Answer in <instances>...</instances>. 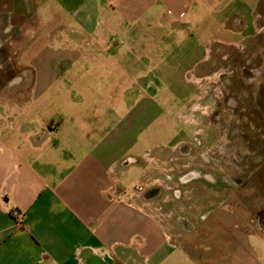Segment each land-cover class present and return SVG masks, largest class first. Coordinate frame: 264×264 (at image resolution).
<instances>
[{
	"label": "crops",
	"instance_id": "1",
	"mask_svg": "<svg viewBox=\"0 0 264 264\" xmlns=\"http://www.w3.org/2000/svg\"><path fill=\"white\" fill-rule=\"evenodd\" d=\"M229 1L57 0V59L43 54L34 71L8 75L14 105L0 106V264H170L174 242L193 227L184 211L201 203L193 192L208 190L200 180L207 166L183 147L189 137L163 153L152 150L161 143L141 144L136 136L154 103L143 98L132 111L125 94L116 105L114 93L125 91L128 66L144 63L149 38L150 62L161 65L172 62L162 49L209 50L235 39L243 23L224 27ZM212 26L217 33L204 39ZM224 29L231 33L221 36ZM83 80L89 84L77 90ZM125 104L126 116L113 123ZM13 210L24 214L22 224Z\"/></svg>",
	"mask_w": 264,
	"mask_h": 264
},
{
	"label": "rangeland",
	"instance_id": "2",
	"mask_svg": "<svg viewBox=\"0 0 264 264\" xmlns=\"http://www.w3.org/2000/svg\"><path fill=\"white\" fill-rule=\"evenodd\" d=\"M231 3L224 27L231 28L234 18L243 23L237 25L235 39L215 42L209 50L206 45L162 49L172 62L161 65L150 62L154 47L149 38L151 43L142 50L144 63L128 66L130 73L121 82L125 91L114 93L116 105L125 94L124 102L130 101L132 111L143 98L154 103L145 129L136 136L141 144L161 143L152 150L163 153L169 143L189 137L183 147L194 157L210 160V186L205 192H193L201 203L184 211L193 227L174 242L170 264H264V0ZM60 11L57 0H0V106L14 105L11 94L17 87L8 82V75L34 71L32 61L43 54L56 57L54 52L62 48L56 37ZM221 32V36L231 33ZM216 33L212 26L203 37ZM112 68L121 75L125 72L120 66ZM139 75L144 77L138 80ZM87 83L80 82L77 90ZM90 83L93 87L99 82ZM116 109L112 121L118 124L128 111L126 104L124 110ZM183 112H188L186 120L195 121L193 129ZM96 113L100 118L105 115ZM231 257L237 261L229 262Z\"/></svg>",
	"mask_w": 264,
	"mask_h": 264
},
{
	"label": "built area",
	"instance_id": "3",
	"mask_svg": "<svg viewBox=\"0 0 264 264\" xmlns=\"http://www.w3.org/2000/svg\"><path fill=\"white\" fill-rule=\"evenodd\" d=\"M135 189H142L141 186L135 185ZM12 216L14 217L15 221L17 224H22L24 220V214L18 210H13L12 211Z\"/></svg>",
	"mask_w": 264,
	"mask_h": 264
},
{
	"label": "flooded vegetation",
	"instance_id": "4",
	"mask_svg": "<svg viewBox=\"0 0 264 264\" xmlns=\"http://www.w3.org/2000/svg\"><path fill=\"white\" fill-rule=\"evenodd\" d=\"M204 162H205V165L207 166V168H206V170H205L206 174H205V172H204L205 175H204L203 179H200V180H201V181H204V183H205L206 179H208V182L205 183V184H206V187L209 188L210 185H209L208 183H210V180H209L208 175H209V173H210V160H209V159H205ZM223 167H224V166H223ZM222 172H223V168H222ZM198 173H199V172H198ZM223 179L225 180L224 176H223Z\"/></svg>",
	"mask_w": 264,
	"mask_h": 264
}]
</instances>
